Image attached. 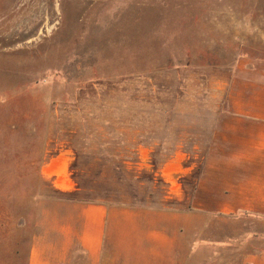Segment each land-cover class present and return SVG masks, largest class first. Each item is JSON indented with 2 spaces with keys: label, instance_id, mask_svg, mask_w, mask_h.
Segmentation results:
<instances>
[{
  "label": "rangeland",
  "instance_id": "rangeland-1",
  "mask_svg": "<svg viewBox=\"0 0 264 264\" xmlns=\"http://www.w3.org/2000/svg\"><path fill=\"white\" fill-rule=\"evenodd\" d=\"M240 57L264 58V0H0V264H30L45 201L168 204L179 151L191 194ZM62 147L87 190L43 177Z\"/></svg>",
  "mask_w": 264,
  "mask_h": 264
},
{
  "label": "crops",
  "instance_id": "crops-1",
  "mask_svg": "<svg viewBox=\"0 0 264 264\" xmlns=\"http://www.w3.org/2000/svg\"><path fill=\"white\" fill-rule=\"evenodd\" d=\"M223 83L191 194L179 151L160 169L168 204L45 201L30 264H264V58L240 57ZM72 159L62 147L42 165L64 193L78 191L66 176Z\"/></svg>",
  "mask_w": 264,
  "mask_h": 264
},
{
  "label": "trees",
  "instance_id": "trees-1",
  "mask_svg": "<svg viewBox=\"0 0 264 264\" xmlns=\"http://www.w3.org/2000/svg\"><path fill=\"white\" fill-rule=\"evenodd\" d=\"M88 188H85L83 185H81L79 182H78V191H81V190H87ZM89 189H92V188H89ZM78 191H76L75 193H77ZM75 193H70L71 195H74ZM90 197V196H89ZM64 198V197H63ZM66 198V197H65ZM72 199H79V200H82V201H86V202H100V201H93L91 199H88L83 197V198H78L77 196L76 197H70Z\"/></svg>",
  "mask_w": 264,
  "mask_h": 264
}]
</instances>
